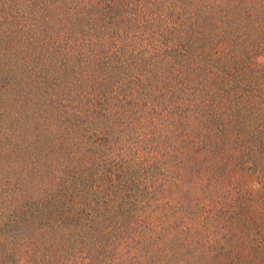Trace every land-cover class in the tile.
Instances as JSON below:
<instances>
[{
	"label": "trees",
	"instance_id": "1",
	"mask_svg": "<svg viewBox=\"0 0 264 264\" xmlns=\"http://www.w3.org/2000/svg\"><path fill=\"white\" fill-rule=\"evenodd\" d=\"M120 1L0 0V134L5 136L4 142L27 139L25 125L19 124L27 117L26 106L32 102L45 104L41 99L30 101L25 96L28 90H35L37 95L46 85L51 90L47 104L62 105L59 111H53L58 134L40 131V137L52 142L50 152L41 149L42 163L54 160L62 167L54 193L30 198L20 191L19 180L23 172L32 173L36 167L24 164L23 172H13L8 164L0 162V264H32L36 250L46 251L48 259L56 258L58 248H71L77 236L90 241V249L86 248L90 257L109 261L116 252L117 238L127 233L133 218L130 207L124 208V194L128 193V200L134 198L133 208L138 202L145 200L147 205L155 198L156 187L149 195L145 189L138 190L133 176L136 172L131 168H113L120 161L118 156L117 163L109 162L111 166L106 161L99 164L104 142L119 139L123 116L118 111L126 106L128 90L134 88L133 98H155L161 82L151 78V71L144 80L137 74L133 82L127 80L132 75L127 73L143 67L145 58L135 50L123 54L125 43L135 39L130 36L134 30L131 22L122 16L124 4ZM199 2H194L198 4L192 14L193 21H202L201 32L190 29L193 21H179L178 29L166 32V37L183 46L184 54L173 56L175 63L190 76L194 97H210L211 103L239 97L241 101L233 104H247L251 99L249 90L260 79V71L252 65L248 41L237 39L246 37L249 26L259 39L257 45L264 47V0H208V7ZM220 5L225 11L215 26ZM109 33L120 38L122 46L106 57L103 39ZM54 41L57 43L52 44ZM214 45L222 49L211 54ZM113 60L118 64L113 67L122 74L118 75L117 91L111 90L117 76L109 67ZM193 65L197 67L191 71ZM69 73L78 77L72 83L65 78ZM207 82L215 87L212 94ZM196 111L195 119L204 127L208 116L200 108ZM12 133L17 138L9 136ZM203 139L198 134L197 147ZM74 162L86 163V172H78ZM61 195L66 198L61 200ZM100 198L105 199L102 211L98 209ZM214 216L225 218L230 225H255L257 217L264 221V198L229 197Z\"/></svg>",
	"mask_w": 264,
	"mask_h": 264
},
{
	"label": "rangeland",
	"instance_id": "2",
	"mask_svg": "<svg viewBox=\"0 0 264 264\" xmlns=\"http://www.w3.org/2000/svg\"><path fill=\"white\" fill-rule=\"evenodd\" d=\"M195 1L198 0L120 1L124 4L122 16L131 22L134 30L130 36L135 39L125 43L123 54L135 50L145 58V65L127 73L132 74L130 79L126 75L127 80L133 82L135 74L144 80L151 71V78L161 82L156 87L155 98H133L134 88L128 90L126 106L121 108L122 112L118 111L123 116L118 127L119 139L104 142L106 147L99 164L106 161L111 166L110 163H117L118 156V165L112 167L131 168L137 174L133 176L138 190L145 189L149 195L156 187L155 198L147 205L145 200L138 202L133 208L134 198L128 200V193L124 194L127 196L124 208L130 207L133 218L126 227L127 233L120 235L116 244L114 242L116 252L109 261L100 262L90 257L86 249H90V241L77 236L71 248H58L56 258L48 259L46 251L36 250L32 264H206L209 260H214V264H264V221L261 218L257 217L255 225L243 226L230 225L225 218L214 216L229 197L258 201L264 198V47L257 45L259 39L249 26L246 37L237 39L248 41L252 65L260 71V79L253 82L249 90V103L233 104L241 101L239 97L217 103H211L207 96L194 97L190 76L178 67L173 57L184 54L183 46L166 37L169 36L166 32L178 29L179 21L188 24L193 21L194 5L198 4ZM199 5L208 7L209 2L200 0ZM224 11L225 7L220 5L215 26L220 24ZM201 24L202 21H193L190 29L201 32ZM24 26L21 24L22 28ZM103 43L106 57L113 56L122 46V40L110 33L105 34ZM221 49L220 45H214L211 54ZM23 52L26 53L25 46ZM113 66L118 67L115 60L109 63L115 70ZM196 67L193 65L191 71ZM115 71L112 91H117L118 75H122ZM65 78L72 83L78 77L69 73ZM64 80L62 78L61 82ZM207 84L212 94L215 87ZM50 92L44 85L39 94L30 89L25 95L30 101L33 98L34 102L39 99L45 102L28 104L27 117L19 120V124L25 125L27 139H14L7 144L5 136L0 134L1 163L8 164L13 172H23L24 164L36 167L32 173L23 172L19 180L20 191L30 198L54 193L62 174L61 164L54 160L42 163L44 159L40 156L41 149L50 152L52 144L48 137H40V131H48L52 136L58 134L53 111H59L62 105L47 104V100H51ZM197 108L208 116L204 127L195 119ZM198 134L205 139L197 147ZM9 136L17 138L16 133ZM244 138L246 140L239 141ZM13 144L16 146L12 147ZM74 164L78 172H86V163ZM130 193L135 194L133 190ZM65 198L61 195V200ZM100 200L98 209L102 211L105 199ZM122 229L124 227L115 231Z\"/></svg>",
	"mask_w": 264,
	"mask_h": 264
}]
</instances>
